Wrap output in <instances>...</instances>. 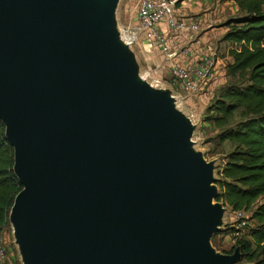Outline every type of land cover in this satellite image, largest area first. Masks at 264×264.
Instances as JSON below:
<instances>
[{
	"label": "water",
	"instance_id": "95a60500",
	"mask_svg": "<svg viewBox=\"0 0 264 264\" xmlns=\"http://www.w3.org/2000/svg\"><path fill=\"white\" fill-rule=\"evenodd\" d=\"M86 1L0 0V119L26 264H233L239 249L210 247L218 193L174 98L145 80L131 91L128 46L113 17L77 14Z\"/></svg>",
	"mask_w": 264,
	"mask_h": 264
},
{
	"label": "trees",
	"instance_id": "16d2710c",
	"mask_svg": "<svg viewBox=\"0 0 264 264\" xmlns=\"http://www.w3.org/2000/svg\"><path fill=\"white\" fill-rule=\"evenodd\" d=\"M235 1L240 13L224 36L234 46L226 74L240 84L222 86L208 109L210 121L222 129L219 140L234 145L217 180L216 200L233 211L251 212L253 226L237 244L247 261L264 264V0ZM238 112L241 119L233 125ZM14 165V146L0 119V231L23 189Z\"/></svg>",
	"mask_w": 264,
	"mask_h": 264
},
{
	"label": "rangeland",
	"instance_id": "374dc122",
	"mask_svg": "<svg viewBox=\"0 0 264 264\" xmlns=\"http://www.w3.org/2000/svg\"><path fill=\"white\" fill-rule=\"evenodd\" d=\"M96 1L92 4V0L86 1L82 6L84 10H79L77 13L90 8ZM141 1L117 0L113 9L114 12L110 18L111 20L113 17L110 29L111 31L117 32L119 38H121L122 32L127 31H136L138 35L137 40L126 49L123 60L124 70L128 74L136 75L135 78L130 77L132 79L144 77L149 72L152 75L148 78L149 81H153L156 78L160 79L169 92L172 91L173 93L179 94V100L176 102L175 107L181 113L183 119L177 118L175 114H172V116L187 131L192 154L199 156L206 163L207 179L214 193L217 194L220 190L217 184V180L221 178L220 171L225 165L227 155L234 148L231 142H221L219 140L218 135L222 129L213 125L208 112L209 107L215 102L218 95H220L222 91V87L220 88V86L222 84L216 86L217 88L215 90L213 88L209 91L206 89L195 95H188L173 85L166 56L159 49L148 48L143 39L142 31L138 30ZM178 1L181 2V0ZM177 8L178 6L175 4L173 14L176 17L179 15ZM178 18H183L188 21L191 20V18L186 17ZM199 35L200 33L197 34V36ZM213 44L216 48L215 42ZM216 76L218 77L219 75L216 74ZM226 79L227 81L226 83L224 82V86L228 84H240L237 78L227 76ZM240 119L241 117L238 112L233 120V125ZM212 202L215 206L214 220L218 230L209 240L210 247L216 254H234L237 249L240 251V247L237 244L238 241L241 237L246 236L249 229L253 226L251 212L244 210L233 211L230 207L217 201L215 197ZM231 250L232 252H229ZM0 264H26L24 247L17 237L15 225L11 221V218L9 223L0 231ZM233 264L252 263L247 261L240 251Z\"/></svg>",
	"mask_w": 264,
	"mask_h": 264
},
{
	"label": "built area",
	"instance_id": "2783aa9c",
	"mask_svg": "<svg viewBox=\"0 0 264 264\" xmlns=\"http://www.w3.org/2000/svg\"><path fill=\"white\" fill-rule=\"evenodd\" d=\"M178 0H142L139 10L140 24L138 30L142 31L143 39L148 48L159 49L168 60L171 61L170 75L173 85L186 92L195 95L205 91L214 83L217 74L218 53L212 42H208L196 55L191 43L185 42L177 46L168 30L162 25L166 24L173 33L185 32L190 35L200 30V22L186 20L175 16L174 8ZM138 38L137 32H122L121 41L130 46ZM193 55V56H192ZM152 75L148 72L144 80L154 88L167 90L160 79L149 81ZM175 104L179 97L177 93L170 91Z\"/></svg>",
	"mask_w": 264,
	"mask_h": 264
},
{
	"label": "crops",
	"instance_id": "0c3cea01",
	"mask_svg": "<svg viewBox=\"0 0 264 264\" xmlns=\"http://www.w3.org/2000/svg\"><path fill=\"white\" fill-rule=\"evenodd\" d=\"M177 10L179 12L178 17L199 21L200 30L187 36L185 32L179 34L171 32L166 24L162 25L163 29L170 32L177 46L180 47L185 42L191 43L195 55L201 51L206 43L215 42L218 53L216 68L219 76H216V80L207 90L209 91L212 88L215 90L216 86L222 84L221 88L227 81V64L233 62L230 50L234 48L230 41L224 39V36L230 30L229 22L239 16L238 4L235 0H181ZM198 33H200L199 36H197ZM167 62L168 65L171 64L168 59Z\"/></svg>",
	"mask_w": 264,
	"mask_h": 264
},
{
	"label": "bare ground",
	"instance_id": "6f19581e",
	"mask_svg": "<svg viewBox=\"0 0 264 264\" xmlns=\"http://www.w3.org/2000/svg\"><path fill=\"white\" fill-rule=\"evenodd\" d=\"M117 0H97L90 8L85 11H80L77 13L81 18H87L88 21H93L94 23L105 25L109 22L113 9L116 5ZM110 15V17H109ZM83 16V17H82ZM145 77H139L136 79L128 78L129 87L132 92H136L140 87L141 83L144 81Z\"/></svg>",
	"mask_w": 264,
	"mask_h": 264
}]
</instances>
